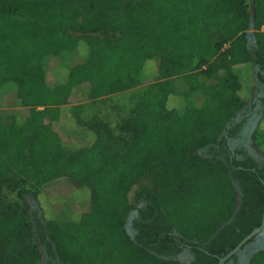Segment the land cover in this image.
I'll use <instances>...</instances> for the list:
<instances>
[{
  "label": "trees",
  "instance_id": "1",
  "mask_svg": "<svg viewBox=\"0 0 264 264\" xmlns=\"http://www.w3.org/2000/svg\"><path fill=\"white\" fill-rule=\"evenodd\" d=\"M263 26L264 0H0V264H42V247L65 264H187L180 244L217 264L259 227L264 169L232 162L225 136L264 84ZM148 62L160 80L118 134L82 118L78 103L150 81ZM253 141L264 152L263 126ZM44 194L51 212L31 213Z\"/></svg>",
  "mask_w": 264,
  "mask_h": 264
},
{
  "label": "rangeland",
  "instance_id": "2",
  "mask_svg": "<svg viewBox=\"0 0 264 264\" xmlns=\"http://www.w3.org/2000/svg\"><path fill=\"white\" fill-rule=\"evenodd\" d=\"M261 30L264 31V26L262 27ZM249 38L250 40H252L250 36ZM147 76L150 79V81L138 84L137 86L131 87L126 90H122L119 92L111 93V94L96 98L94 100H86V101L78 103L82 105V114H81L82 118L84 120H88L92 115L96 114L105 123H107L109 127L112 128V130L116 134H118V125L123 119L129 116L130 111L135 101L141 94V92L146 87H148L151 83L160 80L156 75V70L152 62H148ZM171 79L174 81L175 88L179 93H184V92L187 93V101L189 104L193 106H201L207 102L208 97L201 91L190 90L188 86L185 84L181 76H175V77H172ZM251 87H252L251 92L247 96L248 103L246 106H248L249 104L255 101L259 102L260 107L257 109L254 116H256L255 118L258 119L257 127L259 125L264 127V84H262L255 77L254 82L252 83ZM238 114H237V117H238ZM252 148L254 147L252 146ZM205 151H206V148L199 151V153H204ZM252 151H254L256 155L264 159L263 151L258 150L256 147ZM144 184L147 185L148 181L145 180L144 182H142V185ZM26 198H27L31 213L37 210L39 212L38 213L39 216H43L44 214L51 212V207L46 202L49 196H46L45 194L42 196L40 195V201H39V197L36 198L32 195H27ZM139 205L140 204H138V206Z\"/></svg>",
  "mask_w": 264,
  "mask_h": 264
},
{
  "label": "flooded vegetation",
  "instance_id": "3",
  "mask_svg": "<svg viewBox=\"0 0 264 264\" xmlns=\"http://www.w3.org/2000/svg\"><path fill=\"white\" fill-rule=\"evenodd\" d=\"M259 105H260L259 102L255 101L249 104L248 106H246L238 114V117L233 121L232 125L229 126L231 128L238 124L239 125L238 130L233 136H228L226 134L225 138H226V150L232 162L236 160L240 162H248V164H250L249 159L252 158L254 162L258 165V168L263 170L264 159L259 157L258 155H256L254 151H252L255 148L253 141V134L255 131L254 125L258 120L257 118H255L256 116H254V114L257 111V109L260 107ZM252 146L254 148H252ZM137 213L138 210H134L129 214L127 218V223L130 226L133 236L135 235V232L133 230L132 222L135 216L137 215ZM246 237H244L242 241L238 244L240 245L242 243L240 250L236 251L235 253L227 257L222 264H251L255 255L260 251H264V229H262L259 233L252 236L250 239L244 242V239ZM179 247L180 250L176 253V255L171 256V258L178 259L183 263L192 264V261L195 260V254L191 250V247L186 246L184 244H180ZM42 248L44 254L42 264H65L60 260L58 255L51 256L46 251V248L44 247ZM230 251L225 255L220 256L217 264H219L220 260L226 257L230 253Z\"/></svg>",
  "mask_w": 264,
  "mask_h": 264
},
{
  "label": "water",
  "instance_id": "4",
  "mask_svg": "<svg viewBox=\"0 0 264 264\" xmlns=\"http://www.w3.org/2000/svg\"><path fill=\"white\" fill-rule=\"evenodd\" d=\"M254 32H255V11L252 10V13H251V18H250V23H249V30H248V34L249 36L254 39ZM257 127V122L255 123L254 125V128L256 129ZM264 183V181H263ZM237 191H238V195L240 194V189L237 187ZM126 228H127V231L128 233L131 235V237H133V233L130 229V226L129 224L127 223L126 224ZM262 229H264V212H263V217H262V224L260 227H257L255 228L250 234H248V236L244 239V242L247 241L248 239H250L252 236L256 235L257 233H259ZM242 244V243H241ZM241 244L238 245L235 249H233L232 251H230V253L222 258L220 260V263L219 264H222L224 262V260L229 257L231 254L235 253L236 251L240 250V247H241Z\"/></svg>",
  "mask_w": 264,
  "mask_h": 264
}]
</instances>
